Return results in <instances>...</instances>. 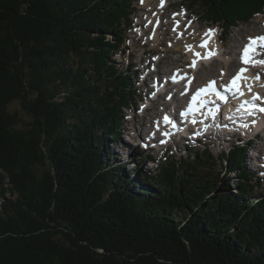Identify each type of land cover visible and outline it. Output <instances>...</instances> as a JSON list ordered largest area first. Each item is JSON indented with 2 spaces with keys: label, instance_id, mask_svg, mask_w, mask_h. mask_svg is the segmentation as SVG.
<instances>
[{
  "label": "trees",
  "instance_id": "obj_1",
  "mask_svg": "<svg viewBox=\"0 0 264 264\" xmlns=\"http://www.w3.org/2000/svg\"><path fill=\"white\" fill-rule=\"evenodd\" d=\"M133 2L0 0V264H264L248 145L168 156L154 175L148 154L116 165L138 96L112 58ZM182 4L224 35L264 13V0Z\"/></svg>",
  "mask_w": 264,
  "mask_h": 264
},
{
  "label": "rangeland",
  "instance_id": "obj_2",
  "mask_svg": "<svg viewBox=\"0 0 264 264\" xmlns=\"http://www.w3.org/2000/svg\"><path fill=\"white\" fill-rule=\"evenodd\" d=\"M157 1L158 0H137L133 4L135 7V14L132 16V26L130 27V29H127V32H125L124 34L125 40L123 45L121 46V50H123V52L117 53L112 58L118 65H120L121 69L126 70L129 73H132L133 71L139 73L137 74V79H139L140 77L144 78V69L149 68L150 65H156V70L159 72V77H161L162 79L169 77L170 74L176 73V69H178L179 71L186 70L188 68L189 60V54H187L186 52L188 50L186 49V44L197 46V43H199V41L205 36L208 28L212 26L217 27L215 25H211L202 21L200 11H198L197 9L188 8L186 5L182 4L181 0H168L169 7L165 10H159ZM182 10H186L188 12V16L184 18L181 17L180 14ZM154 20L161 21V27L157 31L158 33H156L157 35L155 36V39H153V37L151 39L148 38L149 31L153 30L150 27H147L139 32L142 33L144 31V34L140 38L137 34L132 32V28L134 27V25H142L145 24V22H152ZM177 21H183L184 23L193 22V27L186 33H183L184 29L178 30L177 33L176 30H173L175 29V24L177 23ZM217 28L218 35H220L221 38L223 37V39H225L223 43H218V45L221 47V57L219 60L214 61L208 66H203V68L198 71L199 78L201 76L203 77L204 75L205 78L218 79V77H222L224 75V73L223 75H221L223 70H231L232 67L237 64L235 52L237 46L241 43V41L244 42L249 37L264 34V13L252 19L249 23L240 25L239 27L233 29L230 34L225 36L222 35V30L219 27ZM177 34H179V36L184 34V36L177 38ZM218 45L216 44L217 47ZM202 79H200L201 83L203 81ZM136 87L138 95L136 107H139L140 111L136 113L131 109L124 110L125 122L122 128H127L128 130L130 129L131 131H135L136 133L139 132L142 137L144 136V133L148 131V128H150V124L153 125V123L155 124L158 121L160 117L159 113L163 112V109H167L169 107V104L167 100H163L161 97H159L156 101L149 100L151 91L153 90L152 82H150L149 85L144 84V87L140 86L139 83H135V88ZM176 90L178 91V89ZM169 92H173V90L170 89ZM148 101H150V103H148ZM173 104L180 105V103H178L176 99H174ZM142 109L143 111H141ZM10 110H18L17 104H12L10 106ZM19 116L24 121H28V117L24 113L19 112ZM234 138L235 137L213 138V140H207V142H209L207 144L199 143L195 146L198 148L207 146L212 151L213 155L215 157H218L221 151L229 149L232 143H229L228 141ZM141 140H143V138H141ZM218 141L221 142L219 146L216 143ZM234 141L235 139L233 140V142ZM111 144L110 147H114V145ZM263 146L264 134L260 133L258 137L253 140L250 146L251 150L247 153L244 159V164L251 173L253 169L251 157H254L257 151L253 148L257 147V149L261 150V152H264V150H262ZM170 150H172V153H170ZM164 151L165 149L151 153L143 152L140 157H134L135 155L131 149H124L121 152V155L116 152L121 160H117L116 165H118L119 167H123V170L127 171L128 168L131 169L134 167L132 164L125 167L123 166L127 159L130 158V160H134L133 162L137 163V160H139V158H143L146 154H150L157 160L160 158V161L158 163L156 162L152 164V166L145 163L141 170L143 172H147L148 174L154 175L157 174V165H160V163L164 160V157H159L164 153ZM188 153L189 151H185L184 148L175 151L172 146L164 155H171L176 160H179L180 156L186 157ZM259 161L261 160L259 159ZM216 163H218L217 171L220 172V174L223 173L222 176L223 178H225L227 174H225L224 172L225 169L224 167H222V163L220 161ZM130 177L134 178L135 175H131ZM235 177L236 176L233 174L228 175V178H232V180L236 179ZM261 186V191L258 190L252 194V198L256 202L260 201V199H264L262 196L264 195V181L261 183ZM232 192L235 193L234 188H232ZM6 197L12 198L11 195H6Z\"/></svg>",
  "mask_w": 264,
  "mask_h": 264
},
{
  "label": "snow or ice",
  "instance_id": "obj_3",
  "mask_svg": "<svg viewBox=\"0 0 264 264\" xmlns=\"http://www.w3.org/2000/svg\"><path fill=\"white\" fill-rule=\"evenodd\" d=\"M161 6H163V0H161ZM176 27H179V22L177 21L176 23ZM174 31L176 29H173ZM214 30H209L208 33H206V37L209 34H213ZM201 48H206L207 44L206 42L201 43L199 45ZM260 47V48H264V36L261 37H256V38H249V43L247 45H245V47L243 48V53L241 55V61L242 63H252V54L255 52L256 48ZM192 46L191 45H187L186 49L191 50ZM196 59H194L192 61V63L189 65V67H195L196 63L198 62L199 59H209L211 58L212 53L209 51L208 55L205 56H201L200 53H195L194 54ZM255 63H260V64H264V61H255ZM246 71V69L242 68L240 70V73L237 74L236 77H234L232 79V81H230V83L228 85H224L223 86V90H219L215 87V81H209L208 85L205 88L202 89H198L196 91V93L192 96V101L189 103L188 107L186 110L182 111L179 113V116L181 119H187L190 115L192 116V123L196 124V123H204V121H198L195 117L197 113H201L204 114L202 112V110L206 109V115H205V120L211 118L213 123L215 124V118H216V113L219 112V108L215 107L212 102L204 99V97L208 96V95H214L217 97V99L223 103H227V98L228 95H231L232 97H235L237 94L242 95L243 93L240 92V80L242 79V74ZM221 75H223V73H221ZM257 79H259V77H257ZM180 80H186L187 83L185 84V91L181 93V95H186L187 94V90H188V86L191 84V79H189L187 77V75L184 76H180L179 73H175L172 75L171 77V81L172 83H179ZM169 99H171V97H168ZM259 97H257L258 99ZM199 100V104L197 106V102ZM238 112L242 113L241 119L243 118V115H247V116H251L254 114V112L259 111L264 113V107H258L257 105H255V103H253L251 106H249L247 104V102H245V104L241 105V108L237 110ZM229 120H231L233 123L236 122L237 117L236 116H229L228 117ZM163 123L165 126H171L172 128H176L177 124L176 122L172 121L167 115L163 118ZM217 128L220 127V125L216 124L215 125ZM156 127L157 130H159L160 128V122L157 121L156 122ZM209 125L204 123V131H207ZM226 127V126H225ZM240 127L242 128H246L248 127L247 124L245 123H241ZM165 139L161 141V143H167V139L170 138L174 133L171 132H163L161 133ZM155 135V133H153V136ZM194 135H200V132L195 133Z\"/></svg>",
  "mask_w": 264,
  "mask_h": 264
},
{
  "label": "bare ground",
  "instance_id": "obj_4",
  "mask_svg": "<svg viewBox=\"0 0 264 264\" xmlns=\"http://www.w3.org/2000/svg\"><path fill=\"white\" fill-rule=\"evenodd\" d=\"M149 2V1H148ZM134 3V2H133ZM127 32V31H126ZM125 37V36H124ZM186 45H190V44H186ZM211 48H214L215 49V55H216V58L219 60L220 59V57H221V54H220V47L218 46H216V40H214V41H212V43H211V46H210ZM195 48V45H193L192 46V48H191V50H187L186 52H187V54H189V60L191 61V63H192V61L194 60V59H196V57H195V53H193V49ZM198 52L197 53H200L201 54V56H205L206 55V53L202 50V48H200V49H198L197 50ZM202 60H204V59H199L198 60V62L196 63V65L195 66H198L199 67V71H200V69L202 68L201 66H200V63H201V61ZM216 60V59H215ZM223 61H224V59H223ZM227 61V60H226ZM225 63V62H224ZM226 65H227V63H226ZM237 66H238V64H236V65H234L233 67H232V69L231 70H229V71H226V70H223V72L222 73H224V75L222 76V77H218V79H215V78H211V79H209V78H205V76L203 75V77L201 76L200 78L197 76V80H195L196 82H197V84H195L196 82L194 81V83H193V86H195V89L196 88H198V86L200 85V84H203V83H205L206 81H209V80H218V81H222L223 79H225V78H228V77H230L232 74H233V72L235 71V69L237 68ZM227 69V68H226ZM177 71H176V73H179V74H186L187 75V77H189L191 74V72L188 74V73H183L182 71H179L178 69H176ZM191 70L193 71V67H191ZM194 70H196V68L194 67ZM193 74H195V72L193 71ZM200 75V74H199ZM209 76V75H208ZM203 78V79H202ZM200 79H202L203 81H202V83L200 82L201 80ZM190 86H192L191 84L188 86V90H187V92L189 91V89H190ZM178 89H179V87H178ZM180 91L177 93V95L175 96V99L178 101V103H181V102H183L184 101V98H185V96H183V95H181V93L182 92H184L185 91V86L183 87V88H181V89H179ZM140 101V100H139ZM136 102V101H135Z\"/></svg>",
  "mask_w": 264,
  "mask_h": 264
}]
</instances>
